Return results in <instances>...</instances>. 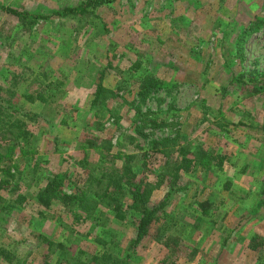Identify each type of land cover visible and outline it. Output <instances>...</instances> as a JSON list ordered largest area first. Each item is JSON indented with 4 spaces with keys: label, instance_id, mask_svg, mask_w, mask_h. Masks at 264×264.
<instances>
[{
    "label": "rangeland",
    "instance_id": "374dc122",
    "mask_svg": "<svg viewBox=\"0 0 264 264\" xmlns=\"http://www.w3.org/2000/svg\"><path fill=\"white\" fill-rule=\"evenodd\" d=\"M88 1L0 0V95L30 135H0V264H264V0ZM127 168L164 202L134 247ZM56 175L125 218L41 207Z\"/></svg>",
    "mask_w": 264,
    "mask_h": 264
},
{
    "label": "trees",
    "instance_id": "16d2710c",
    "mask_svg": "<svg viewBox=\"0 0 264 264\" xmlns=\"http://www.w3.org/2000/svg\"><path fill=\"white\" fill-rule=\"evenodd\" d=\"M105 1L106 0H89L87 4L80 7L79 11L82 12L84 9H86L84 8L86 5L90 8H95L97 5ZM160 86L161 82H158V80L152 75L144 76V78L141 80V84L139 85L141 91L143 92H149L150 90L157 89ZM26 97L31 99V97L27 94ZM18 110V107L12 103L9 98H4L2 95H0V135H2L8 142L7 147H10V149L19 143L27 144L30 136L28 131L25 129V122L23 119L15 116L16 113H18ZM149 114L150 113H146L144 116ZM150 121L157 124L156 118H153ZM168 143L169 142L166 140L155 141L153 147L157 151L167 153L166 148L168 147ZM127 169L128 171L126 170V173L128 176L125 182L128 185V189L130 191L129 205L131 209L138 213V219H136L135 236L130 241V247H134L147 235L150 225L156 218L157 211H159V209L164 205V202L149 205V196L144 191V180L136 182L132 169ZM166 170L167 172L159 174L160 178L166 175L170 176L171 178L176 177L172 170L171 162H169ZM0 172H3L6 178L14 177V174L11 172V169L8 166L6 168L0 167ZM120 177V179H122V175ZM109 180H113V177L109 176ZM2 181L6 182V180H1V182ZM112 182L113 181H110L109 184H107V187H110ZM171 184H173V182ZM145 185L150 187V184L148 183ZM88 186L90 187L91 185L88 184ZM171 191L172 190H170V192ZM22 200L23 196H18L17 201L21 202ZM36 201L43 208L50 207L54 202L61 203L63 206L71 208L73 215H75L77 218H81L82 214L85 215L84 218L90 216L91 212L97 208L98 204H104L115 212V217L117 219L122 220L125 218L124 210L117 201V197L112 195V192H94L90 196L82 195L79 197L75 195H68L62 190L61 180L57 175L53 176L52 178H48L44 186L37 190ZM37 239L41 242L47 243L49 246L52 244L51 240L45 236L39 235ZM0 255L3 256L7 261H11L12 259L8 252L3 249H0ZM99 257V252H97L92 257L91 261L96 260ZM80 264L83 263L81 262Z\"/></svg>",
    "mask_w": 264,
    "mask_h": 264
}]
</instances>
